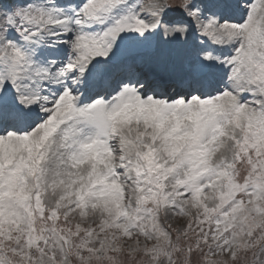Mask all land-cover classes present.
Returning <instances> with one entry per match:
<instances>
[{
  "label": "snow or ice",
  "instance_id": "snow-or-ice-1",
  "mask_svg": "<svg viewBox=\"0 0 264 264\" xmlns=\"http://www.w3.org/2000/svg\"><path fill=\"white\" fill-rule=\"evenodd\" d=\"M0 264H264V0H0Z\"/></svg>",
  "mask_w": 264,
  "mask_h": 264
}]
</instances>
